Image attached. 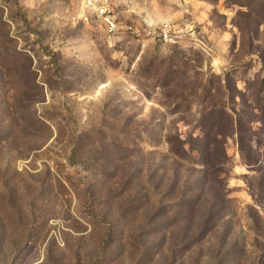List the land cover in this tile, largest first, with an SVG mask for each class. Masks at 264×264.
<instances>
[{"label":"rangeland","instance_id":"obj_1","mask_svg":"<svg viewBox=\"0 0 264 264\" xmlns=\"http://www.w3.org/2000/svg\"><path fill=\"white\" fill-rule=\"evenodd\" d=\"M0 0V264H264V0Z\"/></svg>","mask_w":264,"mask_h":264},{"label":"built area","instance_id":"obj_2","mask_svg":"<svg viewBox=\"0 0 264 264\" xmlns=\"http://www.w3.org/2000/svg\"><path fill=\"white\" fill-rule=\"evenodd\" d=\"M91 1L92 4L96 7L97 11H99L101 16L105 18L106 22L109 25L110 30L113 31L116 28V23L110 11L105 7L102 1H98V0H91Z\"/></svg>","mask_w":264,"mask_h":264}]
</instances>
